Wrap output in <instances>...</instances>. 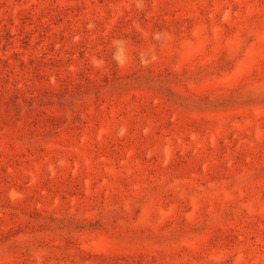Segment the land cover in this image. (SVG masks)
I'll return each instance as SVG.
<instances>
[{"label": "rangeland", "instance_id": "374dc122", "mask_svg": "<svg viewBox=\"0 0 264 264\" xmlns=\"http://www.w3.org/2000/svg\"><path fill=\"white\" fill-rule=\"evenodd\" d=\"M0 264H264V0H0Z\"/></svg>", "mask_w": 264, "mask_h": 264}]
</instances>
